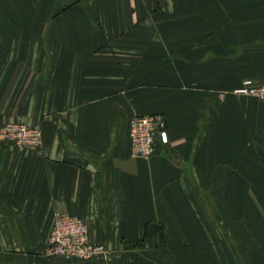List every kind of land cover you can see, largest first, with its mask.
<instances>
[{"label":"crops","instance_id":"1","mask_svg":"<svg viewBox=\"0 0 264 264\" xmlns=\"http://www.w3.org/2000/svg\"><path fill=\"white\" fill-rule=\"evenodd\" d=\"M264 0H0V264H264ZM168 143L129 151L135 114ZM56 211L107 254L48 257Z\"/></svg>","mask_w":264,"mask_h":264},{"label":"built area","instance_id":"2","mask_svg":"<svg viewBox=\"0 0 264 264\" xmlns=\"http://www.w3.org/2000/svg\"><path fill=\"white\" fill-rule=\"evenodd\" d=\"M235 92L264 101V83L255 84L247 79ZM128 136L129 151L133 158L147 159L169 141L166 120L161 113L133 115L128 124ZM4 142H11L19 149L37 147L41 144V130L21 123L1 124L0 145ZM44 254L88 262L103 258L107 248L89 238L88 227L81 218L56 211Z\"/></svg>","mask_w":264,"mask_h":264},{"label":"rangeland","instance_id":"3","mask_svg":"<svg viewBox=\"0 0 264 264\" xmlns=\"http://www.w3.org/2000/svg\"><path fill=\"white\" fill-rule=\"evenodd\" d=\"M48 257H51V256H48Z\"/></svg>","mask_w":264,"mask_h":264}]
</instances>
